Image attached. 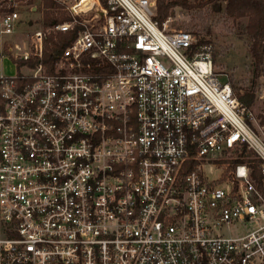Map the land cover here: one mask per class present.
Instances as JSON below:
<instances>
[{
	"label": "built area",
	"instance_id": "obj_1",
	"mask_svg": "<svg viewBox=\"0 0 264 264\" xmlns=\"http://www.w3.org/2000/svg\"><path fill=\"white\" fill-rule=\"evenodd\" d=\"M52 1L66 20L0 39V264H264V194L219 165L245 144L264 182V138L212 44L155 0ZM20 21L0 4V35ZM57 30L75 35L42 63Z\"/></svg>",
	"mask_w": 264,
	"mask_h": 264
},
{
	"label": "rangeland",
	"instance_id": "obj_2",
	"mask_svg": "<svg viewBox=\"0 0 264 264\" xmlns=\"http://www.w3.org/2000/svg\"><path fill=\"white\" fill-rule=\"evenodd\" d=\"M191 2L197 0H189ZM3 8L9 9L16 7L20 13L22 21L18 22L16 30L12 33L1 34L0 39H5L13 45L28 38L29 33L36 28H44L43 26V6L42 0H15L14 3L7 0H0ZM35 6V9H31ZM57 10V8H55ZM224 2L219 5L205 3L193 9H183L179 6L174 7V11L167 16L163 22L166 27L172 29H185L194 32L196 35L204 36L209 39L213 46V62L216 72H223L232 76L233 82L238 90L243 93L246 89L252 88L254 98L252 104L248 107L252 113V117L248 120L252 129L264 138V72L253 75L252 59L248 55L249 38L245 31L247 18L242 17L233 19L224 16ZM30 21V23H29ZM205 28H207L205 30ZM27 34V35H26ZM1 69L5 74L14 73V66L7 59L1 61ZM234 157V153H231ZM228 160L223 167H228ZM210 176L221 172V169H211L209 166H203ZM244 226L236 222L228 227L223 226L221 233L225 235L238 234L244 231Z\"/></svg>",
	"mask_w": 264,
	"mask_h": 264
},
{
	"label": "trees",
	"instance_id": "obj_3",
	"mask_svg": "<svg viewBox=\"0 0 264 264\" xmlns=\"http://www.w3.org/2000/svg\"><path fill=\"white\" fill-rule=\"evenodd\" d=\"M220 2H224V16L233 19L247 18L245 25V31L249 38L247 51L252 59L253 75L256 76L260 72H264V0H197L194 2L189 0H155L153 17L161 24L174 11L175 6L183 9H193L205 3L218 6ZM42 6L44 27L67 19V16L62 11L59 9L55 10L57 5L52 0H42ZM74 35L75 30H57L46 34L43 40L42 63L51 64L53 57L58 55L69 44ZM195 36L199 42H209V39H206L203 35L195 34ZM29 63L35 64L36 61L32 60ZM229 81L240 105L248 108L254 98L252 88H245V91L241 93L235 86L232 76ZM247 122L251 125L248 119ZM254 154V151L242 144L235 149L234 158L228 160L227 170L233 168L238 162H246L250 168V176L264 194V182L260 173V159Z\"/></svg>",
	"mask_w": 264,
	"mask_h": 264
},
{
	"label": "water",
	"instance_id": "obj_4",
	"mask_svg": "<svg viewBox=\"0 0 264 264\" xmlns=\"http://www.w3.org/2000/svg\"><path fill=\"white\" fill-rule=\"evenodd\" d=\"M35 8H36L35 6H32V7H31L32 10L35 9Z\"/></svg>",
	"mask_w": 264,
	"mask_h": 264
}]
</instances>
